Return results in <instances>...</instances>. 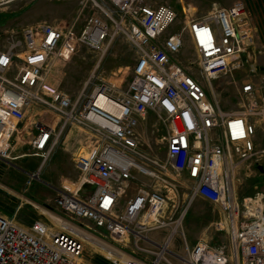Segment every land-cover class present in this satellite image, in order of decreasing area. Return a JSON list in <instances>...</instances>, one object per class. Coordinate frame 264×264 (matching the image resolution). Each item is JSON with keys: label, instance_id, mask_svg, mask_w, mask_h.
I'll return each mask as SVG.
<instances>
[{"label": "built area", "instance_id": "obj_1", "mask_svg": "<svg viewBox=\"0 0 264 264\" xmlns=\"http://www.w3.org/2000/svg\"><path fill=\"white\" fill-rule=\"evenodd\" d=\"M14 1L0 0V7ZM90 1L95 12L85 19L76 42L97 59L75 98L48 81L70 31L42 21L10 32L0 44V159L9 158L16 134L33 121L30 146L41 162L35 171H26L29 186L39 179L61 132L76 127L87 136L83 151L75 155L79 178L56 187L53 201L91 223L97 233L92 236L125 254L124 261L109 258L113 264H264V192L239 197L234 185L242 165L264 162V68L256 66L257 53L264 52L257 49L263 10L215 5L179 31L171 30L177 14L169 5ZM118 34L136 54L125 88L95 74ZM185 36L198 75L178 59ZM245 63L246 75L258 77L259 71L260 77L239 84L234 78L239 108L222 110L214 81L232 76ZM149 115L164 131V159L141 149L138 127ZM134 181L138 187L123 204L122 195ZM180 194L187 197L183 206ZM195 197L223 215L214 223L227 240L187 243L181 227ZM66 223L68 229L55 231L41 220L23 227L0 213V264H90L84 259L86 241L73 231L89 234L91 227ZM100 231L122 246L104 241ZM154 232L158 236L150 235ZM178 232L182 249L172 246Z\"/></svg>", "mask_w": 264, "mask_h": 264}, {"label": "rangeland", "instance_id": "obj_2", "mask_svg": "<svg viewBox=\"0 0 264 264\" xmlns=\"http://www.w3.org/2000/svg\"><path fill=\"white\" fill-rule=\"evenodd\" d=\"M152 5H169L176 11V20L171 30H181L186 21L190 18H199L212 9L213 6L229 7L232 5H246L250 10H263L264 0H146ZM95 12V8L90 0H16L8 5L0 7V44L5 43L7 35L11 32H19L22 27L35 25L46 21L57 24L67 33V44L61 57L56 59L55 65L49 74L48 81L58 90L75 98L82 89L84 82L92 71L97 54L86 46L79 45L76 37L80 33L85 19ZM255 23V20L253 19ZM261 29L262 24H257ZM261 38L257 39V49L264 51L260 44L264 43V30L258 31ZM255 48V50L257 51ZM258 61L256 66L264 68V52L257 53ZM135 51L132 45L123 35H116L107 52L100 61L95 74L103 76L120 88H125L130 76L131 69L135 59ZM181 64L188 68L192 73L198 75V68L195 61V54L192 50L190 41L185 36V44L178 56ZM249 65L244 64V68L238 71H232V76H221L216 81L215 91L219 99L222 110L237 111L240 101L237 97L236 87L233 84L234 78L239 84L243 80H258L261 72L258 71V77L246 75ZM246 69V70H245ZM263 71V69H262ZM241 77V80L239 79ZM91 84L86 88L89 92ZM50 117V116H49ZM50 122H55L54 118H48ZM33 121H29L24 131L23 138L27 141L32 140ZM158 123L149 115L144 121H141L138 131L143 143L141 149L156 158L164 159L166 154V141L163 139L164 131ZM86 134L79 129L71 126L65 128L59 137L57 146L53 153L44 163L39 179L26 185V171L36 169L41 158L38 156H21L24 153L30 154L32 150L22 146L23 140L19 139L17 146L14 142L10 151L9 158L0 159V191L6 195L4 202L6 205L14 206L12 215L16 222L23 227H28L35 220H41L52 230H57V226L48 216V213L55 215L65 222L75 224H85L91 227L89 234L97 235L92 224L87 221L76 219L69 214L58 209L54 204L55 188L62 184L68 185L69 180H75L68 177L72 158L74 155L83 151ZM15 146V147H14ZM263 146V142L260 143ZM263 170L256 165H242L237 172L234 180L236 193L239 197L253 195L257 191L264 192V162L260 164ZM140 179V175H137ZM64 181V183H63ZM69 181V182H67ZM49 182V183H48ZM138 187L137 182H129L122 195V202L133 195ZM180 206L187 201V197L180 194ZM183 201V203H182ZM1 214L6 213L0 211ZM223 215L209 202L195 197L190 204L182 222L181 231L185 233L187 243L194 244L199 239H207L211 244L227 240L228 236L224 232L215 229V221L222 220ZM99 231V230H98ZM100 238L114 245L122 246L121 242L113 240L106 231H100ZM154 236V234H150ZM119 243V244H118ZM175 249H182V236L178 232L173 240ZM95 255H100L108 259L105 254L97 250L93 245L85 242L84 259L91 263Z\"/></svg>", "mask_w": 264, "mask_h": 264}, {"label": "bare ground", "instance_id": "obj_3", "mask_svg": "<svg viewBox=\"0 0 264 264\" xmlns=\"http://www.w3.org/2000/svg\"><path fill=\"white\" fill-rule=\"evenodd\" d=\"M34 124V123H33ZM34 127V126H33ZM35 129V128H34ZM36 134V130H35ZM50 219L60 228L62 229H68V223L60 219L59 217L52 215L48 212H46ZM72 229V228H71ZM73 231V230H72ZM74 234L81 236L87 243L93 245L97 250L101 251L103 254H105L108 258H120L121 261H124L126 256L125 254L119 252V251H114L112 248H110L108 245H106L104 242L100 241L99 239L95 238L94 236L90 234H78L73 231Z\"/></svg>", "mask_w": 264, "mask_h": 264}, {"label": "crops", "instance_id": "obj_4", "mask_svg": "<svg viewBox=\"0 0 264 264\" xmlns=\"http://www.w3.org/2000/svg\"><path fill=\"white\" fill-rule=\"evenodd\" d=\"M28 122L26 121L25 122V124H24V126H23V128H21V130H19L18 131V133L16 134V136H15V139L13 140V142H14V144H15V146H17V142H18V140L20 139H22L23 140V142H21L22 144V146H25L26 147V149H31V146H30V141H27V140H25L24 138H23V136H24V131H25V128L27 127V124ZM76 128V127H75ZM23 129V130H22ZM35 136V129H34V127H33V136H32V139H33V137ZM12 142V143H13ZM14 146V147H15ZM13 149V148H12ZM32 150V149H31ZM25 155H29V156H33V154H32V152L30 153V154H26V153H24L23 152V154L21 155L22 157L23 156H25ZM34 156H37V155H34ZM39 157V156H38ZM40 165V164H39ZM39 167V166H38ZM38 167L36 168V169H38ZM43 167V166H42ZM36 169H33V170H30V171H35ZM42 169V168H41ZM68 177H71V178H74L75 180H69L70 181V183L69 184H72V183H75L77 180H78V178H79V174H78V170H77V168H76V166H75V155L73 156V158H72V164H71V167H70V172H69V176ZM69 181H67V182H69ZM49 183V182H48ZM63 183H64V181H63ZM152 234H154V236H158V233H152Z\"/></svg>", "mask_w": 264, "mask_h": 264}, {"label": "trees", "instance_id": "obj_5", "mask_svg": "<svg viewBox=\"0 0 264 264\" xmlns=\"http://www.w3.org/2000/svg\"><path fill=\"white\" fill-rule=\"evenodd\" d=\"M5 198L6 195H3V193L0 191V211L6 213L7 216L11 217L12 211L14 210V206L6 205L4 202ZM90 261L93 264H110L108 259L100 255H95Z\"/></svg>", "mask_w": 264, "mask_h": 264}, {"label": "water", "instance_id": "obj_6", "mask_svg": "<svg viewBox=\"0 0 264 264\" xmlns=\"http://www.w3.org/2000/svg\"><path fill=\"white\" fill-rule=\"evenodd\" d=\"M258 168H259L260 170H263V167H262V166H258Z\"/></svg>", "mask_w": 264, "mask_h": 264}]
</instances>
